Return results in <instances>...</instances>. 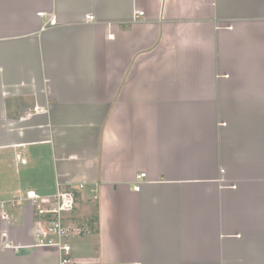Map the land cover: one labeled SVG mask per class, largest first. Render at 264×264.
Instances as JSON below:
<instances>
[{
  "label": "crops",
  "instance_id": "obj_1",
  "mask_svg": "<svg viewBox=\"0 0 264 264\" xmlns=\"http://www.w3.org/2000/svg\"><path fill=\"white\" fill-rule=\"evenodd\" d=\"M58 189L86 264H264V0H0V264Z\"/></svg>",
  "mask_w": 264,
  "mask_h": 264
},
{
  "label": "built area",
  "instance_id": "obj_2",
  "mask_svg": "<svg viewBox=\"0 0 264 264\" xmlns=\"http://www.w3.org/2000/svg\"><path fill=\"white\" fill-rule=\"evenodd\" d=\"M142 14V12L140 13ZM44 15V12H40ZM88 20H94V15H88ZM54 24L55 21H49ZM46 27V26H45ZM146 173H140L137 179L144 177ZM135 190L140 189L139 184L134 185ZM38 202V212L43 217L38 219L35 224V242L34 245L55 246L58 248L59 264H81L77 263L73 257V246L69 238L73 231L81 234L84 229L76 227L70 229L64 224L63 215L65 212L72 210L76 204V197L73 191L66 189H58L53 198L41 197L35 191H29L26 197H14L8 203L11 207H23L25 202ZM6 202L0 203L1 215L3 220L9 219L10 215L6 210ZM6 235V233H4ZM3 246L11 247V243L7 238L2 242ZM124 264H140L138 262Z\"/></svg>",
  "mask_w": 264,
  "mask_h": 264
},
{
  "label": "rangeland",
  "instance_id": "obj_3",
  "mask_svg": "<svg viewBox=\"0 0 264 264\" xmlns=\"http://www.w3.org/2000/svg\"><path fill=\"white\" fill-rule=\"evenodd\" d=\"M89 235H91V233H88L85 236H89ZM82 240H84V237L75 236L70 239V242L73 246V257L78 259L80 262L86 264L91 259L96 257L95 249L97 248V245L95 244L85 245L84 242H82ZM55 248L58 250L57 247Z\"/></svg>",
  "mask_w": 264,
  "mask_h": 264
}]
</instances>
